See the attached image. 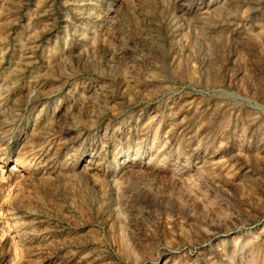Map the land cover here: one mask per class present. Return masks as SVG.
I'll list each match as a JSON object with an SVG mask.
<instances>
[{"label":"rangeland","instance_id":"374dc122","mask_svg":"<svg viewBox=\"0 0 264 264\" xmlns=\"http://www.w3.org/2000/svg\"><path fill=\"white\" fill-rule=\"evenodd\" d=\"M0 264H264V0H0Z\"/></svg>","mask_w":264,"mask_h":264}]
</instances>
